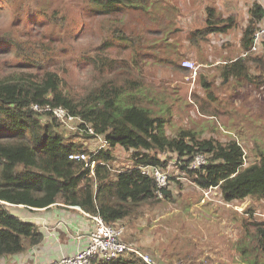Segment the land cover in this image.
Returning a JSON list of instances; mask_svg holds the SVG:
<instances>
[{
  "label": "trees",
  "instance_id": "1",
  "mask_svg": "<svg viewBox=\"0 0 264 264\" xmlns=\"http://www.w3.org/2000/svg\"><path fill=\"white\" fill-rule=\"evenodd\" d=\"M1 1L12 7L15 15L0 32V57L13 52L16 61L12 66L10 59L8 64L0 61V257L24 251L28 243H37L40 235L37 223L15 214L14 205L47 207L63 202L100 213L109 223L137 218L145 203L162 200L154 171H142L146 165L169 172V184L162 189L168 200H175L174 191L183 187L184 178L204 191L220 190L226 202L264 198V149L258 160L247 161L246 150L236 137L204 136L202 130L191 126L169 131L174 116L172 103L166 99L175 97L147 80L144 73L126 69L125 59L120 64L121 59L106 55L116 40L132 41L126 46L134 47L133 58L140 62L145 52L137 46V37L123 30L122 17L131 16L132 10L150 14V0H77L74 6L68 2L50 10L42 4L49 1L46 5H51L54 0ZM115 11H122V16H116ZM252 12L253 20H260L262 5L257 3ZM80 13L105 19L104 26L94 27L102 33L101 41L82 49L84 53L76 59L79 64L92 63L95 69V76L78 96L65 87L66 74L73 67L61 69L55 55L76 50V28L83 25ZM42 23L47 27L43 31L57 34L51 39L55 45L49 44L50 33L36 34L29 26ZM208 28L207 32L213 27ZM254 30H247V48ZM240 61L233 62L228 75L241 76V71L237 73ZM263 71L261 66L259 74H250L259 76L257 84L264 82ZM146 89L152 91L151 96ZM36 104L40 108H34ZM60 106L75 120H61L53 111ZM65 129L71 132L69 136ZM83 137L95 141L100 137L105 145L97 150L101 143L90 147ZM120 146L130 151L131 158L126 166L117 167L115 150ZM73 152L91 154L94 170L83 159L70 158ZM198 155H204L206 161L190 168ZM246 212L241 253L249 264H264V217L257 214L253 202ZM103 264L150 263L135 252H125Z\"/></svg>",
  "mask_w": 264,
  "mask_h": 264
},
{
  "label": "rangeland",
  "instance_id": "2",
  "mask_svg": "<svg viewBox=\"0 0 264 264\" xmlns=\"http://www.w3.org/2000/svg\"><path fill=\"white\" fill-rule=\"evenodd\" d=\"M68 2L71 6L77 4V0H54L51 5H46L49 3L46 1V4H42V6L48 7L50 10L52 7H60ZM2 4L0 0V32L5 30L10 21H13L15 15L12 7L8 8L7 5ZM178 5V0H150L148 11H154L156 7L159 13L156 18L150 16L146 10H137L136 13L132 10L131 16L122 17L123 30L127 34L136 36L137 46L141 45L142 47L139 48L145 52L139 58L140 62L136 63L133 58L134 50L132 49L134 47L126 46L129 41L116 40V45L106 53V55H113L114 58L121 59L120 64L125 59V65L129 66L126 69L136 71L137 74L144 73L147 80L159 85L172 96L177 90L184 91L181 84L193 81L194 76L197 75L193 71L189 72L180 78L183 81L181 84L180 81L177 82L178 76L174 72L173 65L168 64L177 56L174 55L171 58L172 51L161 40L162 34L166 30L162 27L168 28L169 24H173V20H167L166 16L162 17L161 15L165 13L169 16L170 12L175 14ZM115 12L116 16H122V11ZM80 15L83 25L80 30L78 27L76 28L73 42L76 50H71V53L66 55H55L61 69L66 66L73 67L71 73L66 74L68 82L65 87L72 89L78 96L84 93L87 83L95 76V69L92 63L79 64L76 59L81 53H84L83 50L85 51L86 47H91L93 43L101 41L103 35L94 27L100 23L104 26L105 19L99 15H94L91 18L87 13L84 15L80 13ZM41 19L40 17L39 20ZM78 20L80 21V18ZM108 21L109 18L106 21L107 25ZM20 26L22 27L23 24ZM29 26L34 29L36 34H39L40 31L42 34L44 33L43 35L50 33L49 44H56L51 39L57 37V34L51 33L50 30L43 31L47 28L44 23L39 25L41 29H38L39 26L36 24H29ZM158 27L159 29H154ZM142 35L144 36L143 40L140 38ZM153 43L154 46H152ZM12 54L14 53L7 52L0 57V61L8 64L10 59L9 65H14L16 60L15 57L12 58ZM71 57L74 59L70 60ZM1 72L0 69V74ZM118 80L122 82L123 79L118 77ZM239 87L240 84L235 80L231 93L237 103L240 102ZM245 87H250V81L245 82ZM196 89H200L199 84ZM215 89L218 88L215 86ZM186 91H184L185 98L176 94L178 96H174V100L166 99L172 103L174 116V125L172 127L168 125L169 131L174 133L179 127L191 126L202 130L204 136L216 135L217 138L224 140L236 137L246 150L247 161L259 159L260 150L264 149V99L262 98L264 91L256 90V94L250 92L248 98H244L243 105L239 107L234 105L230 109L232 112L230 120L226 123L223 120L217 119L220 121L219 123L216 119L201 116L199 113H204L201 111L202 106L200 107L198 103L199 111L193 102L194 98L189 96L190 101ZM146 93L151 96L152 91L146 89ZM158 99L160 100L159 96ZM65 133V136H69L71 132L65 129ZM83 139L88 140L90 147H95L96 143L99 144L103 141L100 137L96 141L86 137ZM115 153L118 155V161L115 163L117 167L126 166L130 162L131 154L127 149L120 146L116 148ZM182 181L183 187L174 191L175 200H168L163 196L162 200L156 203H145L141 209L142 213L137 218L121 221L127 226L124 234L126 241H133L140 251L152 257L154 264H249L250 260L248 261V257L242 255L239 245L240 239L246 231L244 226V218L248 217L246 208L253 202L258 209L257 214L264 217V198L246 199L239 204H236L237 202L230 203L223 200L220 190L204 191L187 178ZM249 256L252 254L250 253ZM2 258L0 257V260Z\"/></svg>",
  "mask_w": 264,
  "mask_h": 264
},
{
  "label": "crops",
  "instance_id": "3",
  "mask_svg": "<svg viewBox=\"0 0 264 264\" xmlns=\"http://www.w3.org/2000/svg\"><path fill=\"white\" fill-rule=\"evenodd\" d=\"M178 3L175 14L169 11V16L165 13L161 15L166 16L167 20H173V24H169L168 28L162 27L166 30L161 40L172 51L171 58L174 55L177 56L168 64L173 65L174 72L178 76L177 82L180 81L181 84L183 81L180 78L192 72L191 69L182 65V59L191 58L198 63V72L193 81L181 85L184 91L187 90L188 99L189 96L194 98L193 102L199 111L198 103L200 107L202 106L201 111L206 114L199 113L201 116L215 117L212 119L223 120L226 123L230 120L232 113L230 109L234 105L238 107L243 105L244 98H248L250 92L256 94V90L264 91V82L257 84L260 80L259 76L250 75L251 73L259 74L261 66L264 67V41L259 42L258 49H252L255 44L254 33L264 24V0H178ZM257 3L263 7V16L260 20L254 21L252 8ZM157 11L155 7L149 15L153 17L154 13H158ZM208 25L213 27L209 32H207ZM248 29L255 30L251 35V44L247 48L245 39ZM249 50L251 52L248 54ZM246 52L250 55L249 57L245 54ZM237 58H241L237 65V73L241 71V76L228 75L231 73L230 66ZM198 80L199 83H197ZM235 80L240 84L238 89L241 93L238 94L240 99L238 103L231 93ZM240 80L243 81L240 82ZM249 81L250 87H245V82ZM198 84L199 90L196 89ZM215 86L218 89H215ZM180 91L177 90L173 97L179 94L185 98L184 91ZM217 122L220 123V121ZM12 210L23 219L35 221L40 235L37 243H28L24 251L4 256L0 264H48L76 253L88 244V234L95 226V220L91 215L98 214L84 210L79 205L63 202H56L47 207L18 204L14 205ZM123 220L110 224H125L121 222ZM123 238L125 239L124 235Z\"/></svg>",
  "mask_w": 264,
  "mask_h": 264
},
{
  "label": "built area",
  "instance_id": "4",
  "mask_svg": "<svg viewBox=\"0 0 264 264\" xmlns=\"http://www.w3.org/2000/svg\"><path fill=\"white\" fill-rule=\"evenodd\" d=\"M254 37L255 44L253 45L252 49L256 50L260 45L259 42L264 41V24L259 29H256ZM250 52L251 50H249L248 54ZM245 54H247V52ZM182 65L191 69L194 74H197L199 65L194 59L185 58L182 60ZM34 108L38 109L40 108V106L36 104ZM45 110L49 111L52 110V108H46ZM53 111L58 117L62 118L61 120H63L65 117H68V119H73V117L71 115H68L67 111L61 106L53 109ZM104 145L105 139H103L98 149H100ZM91 156V154H87L84 152H73L70 154L71 158L83 159L85 161V164L91 166L94 170L96 162L91 159ZM205 161L206 159L204 155H198L195 160L189 165V167L193 169L198 168ZM152 170L155 173L158 184V196L163 197L164 193L162 189L169 184V172L161 169L158 166H142V171L144 173H148ZM86 213L90 215L87 211ZM91 216L95 220V226L90 230L88 234V244L85 247L79 249L76 253L64 256L61 259L52 261L48 264H103L104 261L116 258L125 252H135L138 256L142 257L148 263H155L152 257H150L147 253H143L133 243L128 242L123 238L126 230L125 224H110L105 221L103 216L99 213L93 214Z\"/></svg>",
  "mask_w": 264,
  "mask_h": 264
},
{
  "label": "clouds",
  "instance_id": "5",
  "mask_svg": "<svg viewBox=\"0 0 264 264\" xmlns=\"http://www.w3.org/2000/svg\"><path fill=\"white\" fill-rule=\"evenodd\" d=\"M183 60V59H182ZM198 72V71H197ZM71 154V153H70ZM71 158V157H70Z\"/></svg>",
  "mask_w": 264,
  "mask_h": 264
}]
</instances>
